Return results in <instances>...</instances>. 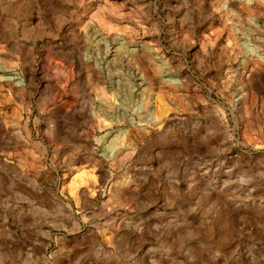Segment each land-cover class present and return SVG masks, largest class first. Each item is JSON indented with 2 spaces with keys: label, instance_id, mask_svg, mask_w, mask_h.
Segmentation results:
<instances>
[{
  "label": "rangeland",
  "instance_id": "obj_1",
  "mask_svg": "<svg viewBox=\"0 0 264 264\" xmlns=\"http://www.w3.org/2000/svg\"><path fill=\"white\" fill-rule=\"evenodd\" d=\"M0 264H264V0H0Z\"/></svg>",
  "mask_w": 264,
  "mask_h": 264
},
{
  "label": "bare ground",
  "instance_id": "obj_2",
  "mask_svg": "<svg viewBox=\"0 0 264 264\" xmlns=\"http://www.w3.org/2000/svg\"><path fill=\"white\" fill-rule=\"evenodd\" d=\"M253 53V52H252ZM251 55H254V54H251ZM17 77L16 76H11L9 79L10 80H14V79H16ZM132 109H133V107H132ZM140 109V105H137V106H134V110H139Z\"/></svg>",
  "mask_w": 264,
  "mask_h": 264
}]
</instances>
